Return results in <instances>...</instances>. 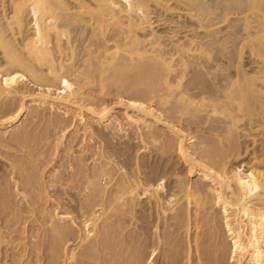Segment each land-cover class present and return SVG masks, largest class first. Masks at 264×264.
<instances>
[{"label": "bare ground", "instance_id": "1", "mask_svg": "<svg viewBox=\"0 0 264 264\" xmlns=\"http://www.w3.org/2000/svg\"><path fill=\"white\" fill-rule=\"evenodd\" d=\"M151 1L0 0V129H13L27 111L23 103L26 97L37 107L73 105L81 109L80 112L84 108L104 122L113 120L109 119V108L104 103L96 108L84 105L91 99L83 87L96 85L100 94H105L109 85L117 86L118 83L125 92L133 91L124 99L126 105L144 116H150L149 110H153L146 102L154 101L159 112L171 111L179 118L192 119L201 113L205 114V121L219 118L224 127L222 134L220 132L222 136H218L219 146L213 149H204L207 141H198L170 125V132L177 137V155L189 171L196 170L208 184L206 188L184 184L180 182L182 178L176 176L181 185L179 195L172 194L165 210L173 211L181 199L186 206L192 204L195 213L199 208H218L229 241L219 244L221 248L228 247L229 263L264 264V167L254 160L227 168L219 156L223 140L229 143L234 134L252 136L249 131L254 123L264 130V0H172L179 11L178 17L184 10L192 21L188 23L191 34L182 38L176 33L162 36L151 28ZM169 1L152 2L165 11H173ZM231 17L237 24L228 25ZM222 25L226 28L223 30L226 38L219 36ZM99 39L105 43L103 46H95ZM109 41H112L110 46L106 44ZM77 43H82L80 49ZM227 43L237 44L235 58H229L224 67L219 63L210 66L211 72H226L224 77L218 72L223 77L222 84L214 92L201 89L192 94L183 83L187 70L193 65L203 69L206 63L214 60L215 53L224 56L229 51ZM169 44L171 50L164 52ZM244 55L253 64L251 69L243 64ZM231 68L233 73L229 71ZM129 70L133 71L132 77L125 75ZM28 84L36 86L37 91ZM16 98H20L18 105L13 103ZM129 118L141 122L143 128L150 125L142 116ZM61 132L57 139L62 137ZM154 136L150 135L151 142L158 141ZM196 143L199 153L194 148ZM42 155L36 156L42 158ZM16 165L17 162L12 163L11 167ZM109 165V161L98 162L92 172H84L85 198L97 201L88 202V211L80 207L83 219L73 247H67L71 228L64 225L70 215L67 212L48 215L45 208L41 209L54 235V246L50 249L52 262L57 260L61 246L66 264H72L79 248L90 257L101 243L98 238L112 234L105 224L108 216L132 209L133 202L141 195H153L159 200L158 192L163 187L160 181L156 185L142 186L138 179L129 180L124 174L114 179ZM37 166L33 165L27 172L25 185L36 193L38 201H42L39 180L43 169ZM53 177L51 175V179ZM101 179L105 182L101 183ZM153 258L148 259V264L154 262Z\"/></svg>", "mask_w": 264, "mask_h": 264}, {"label": "rangeland", "instance_id": "2", "mask_svg": "<svg viewBox=\"0 0 264 264\" xmlns=\"http://www.w3.org/2000/svg\"><path fill=\"white\" fill-rule=\"evenodd\" d=\"M152 1L151 4L149 3L151 8L149 16L153 30L162 36L176 33L178 38L191 34L189 24L192 21L185 15L184 10L179 13L181 17H178L179 11L175 9L172 0L169 1V5L174 8L173 11H165L159 5L155 6ZM229 19L231 24L228 22V25L236 23L233 17ZM223 26L225 25L221 28ZM223 30L226 28H222L219 36L226 38L227 33ZM223 32L226 34L224 35ZM96 42L95 46L105 44L101 39ZM111 42L106 44L110 46ZM81 44L77 43L79 49ZM235 45L237 44L227 43L226 46L231 52L226 50L228 52L224 56L215 53L214 60L206 63L203 69L191 66L183 79L184 86L187 85L192 94H197L201 89L214 92L216 87L222 84L226 72L222 73L218 70L211 72L210 66H215L216 63L221 67L228 65L229 58L231 60L235 58ZM164 50V52L171 50V45L169 44ZM94 62L95 60L93 64ZM243 64L247 69L253 67L246 55ZM229 71L233 73L234 69L231 68ZM129 72L127 71L125 75L132 77L133 71L129 70ZM218 72L222 73L223 77ZM28 86L37 91L36 86L32 84ZM117 86L109 85L105 94H100L96 85L83 87V91L91 99L84 105L95 107L104 103L109 108V119L113 120L104 122L84 108L80 112L81 109L73 105L64 107L54 104L53 108L45 104L37 107L30 102L29 97H26L23 98V103L27 105V111L20 116L13 129H0V264H66L61 245L57 260L51 261L54 235L50 231L49 224L45 223L47 218L43 217L41 212L45 208L48 215L56 212L59 214L67 212L70 215L71 218L67 219L64 225L67 224L71 228L67 247H73L76 231L81 227L83 219L80 207L84 206L83 210L88 211L89 204L97 201V199L92 201L90 198L88 200L85 198L87 193L84 172H92L98 162L106 161L110 163L108 170L111 171L114 179H120L124 174L129 180L138 179L142 186L156 185L160 181L163 187L158 192L159 200L153 195L147 194L149 197L141 195L140 199L133 202L132 209L126 208L124 213L117 212L108 216L105 224L112 234L98 238L101 243L90 257L85 256L81 248L76 249V259L72 264H148V259L153 256L152 264H187V262L230 264L227 257L228 247L224 249L219 244L228 240L226 232L223 231L224 221L218 208L212 207L210 210L199 208L195 213V207L192 204L186 206L181 199L173 211L165 210L166 202L170 200L172 194L179 195L181 185L176 176L182 178L180 182L184 184L191 183L203 188L208 184L201 179L196 170L189 171V167L177 155L175 151L177 137L170 132V125L182 129L198 141H207V148L205 146L204 149H213L219 146L218 136H222L224 127L222 120L212 118L213 120L205 121L204 113L192 119L179 118L170 110V112L162 110L159 112L154 101L146 102L150 106L149 109L153 110H149V113L150 111L152 113L150 116L149 114L144 116L140 111L137 112L136 109L126 105L124 99L132 95L133 91L125 92L120 83ZM19 102L20 98L19 100L16 98L13 103L18 105ZM79 115H82V121ZM141 116L147 123L149 122L150 128H143L141 122L129 118L135 119ZM251 126L249 133L252 136L234 134L229 143L222 141L223 147L219 156L220 161L226 163L227 168L246 164L247 161L252 163L254 160L264 167L262 161L264 130L257 123ZM61 131L63 135L57 139L56 137L62 134ZM151 134L156 135L157 138L154 137L159 142H151ZM197 145L196 143L194 148L198 149L199 153ZM39 153L43 154L42 158L36 156L40 155ZM16 162L20 165L12 168V163L16 164ZM33 165H39L40 170L43 169L39 180L42 201H38L36 193L25 185L27 172ZM51 175H54L52 179ZM100 182L104 183L105 180L101 179ZM54 223L58 222L54 221ZM105 238L109 239L107 240L109 243ZM153 251L154 255L151 256Z\"/></svg>", "mask_w": 264, "mask_h": 264}]
</instances>
